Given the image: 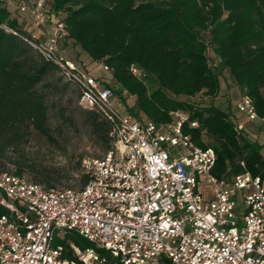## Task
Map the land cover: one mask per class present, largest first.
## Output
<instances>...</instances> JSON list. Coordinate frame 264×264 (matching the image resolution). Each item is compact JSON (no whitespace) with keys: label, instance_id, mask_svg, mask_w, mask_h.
Wrapping results in <instances>:
<instances>
[{"label":"built area","instance_id":"built-area-1","mask_svg":"<svg viewBox=\"0 0 264 264\" xmlns=\"http://www.w3.org/2000/svg\"><path fill=\"white\" fill-rule=\"evenodd\" d=\"M1 1L39 28L29 42L79 86L80 105L113 123L115 142L103 157L83 160L89 179L79 188L45 187L0 169V264H108L101 249L123 264H264V179L215 174L216 150L185 132L184 113L159 125L128 112L112 86L61 55L69 33L49 0ZM238 102L237 130L260 136L264 149V115L248 94ZM58 230L93 246L72 244L77 259L66 258L64 245L53 244Z\"/></svg>","mask_w":264,"mask_h":264},{"label":"trees","instance_id":"trees-1","mask_svg":"<svg viewBox=\"0 0 264 264\" xmlns=\"http://www.w3.org/2000/svg\"><path fill=\"white\" fill-rule=\"evenodd\" d=\"M48 6L66 23L64 43L80 47L92 62L108 65L120 85L115 91L134 97L128 112L159 125L184 113L185 132L198 145L216 150L215 174L230 178L249 171L264 179V149L256 143L260 138L237 130L239 117L230 106H200L190 100L199 94L218 96L224 76L240 87L241 95L251 96L264 115V0H49ZM16 13L0 3V169L28 173L30 180L53 187L62 170L29 159L25 144L34 132L52 138L49 98L67 85L63 78L76 86L78 97L81 91L58 62L29 42L34 37ZM80 108L106 151L113 149V123L94 108ZM191 121L199 125L190 127ZM81 179L83 186L88 174ZM66 234L59 243L66 258L77 259L72 244L83 249L93 244L82 243L78 233ZM99 251L108 264H123L110 251Z\"/></svg>","mask_w":264,"mask_h":264},{"label":"rangeland","instance_id":"rangeland-1","mask_svg":"<svg viewBox=\"0 0 264 264\" xmlns=\"http://www.w3.org/2000/svg\"><path fill=\"white\" fill-rule=\"evenodd\" d=\"M0 3L6 5L5 1H1ZM17 19L19 24L23 25L30 32L36 28L33 21L24 13H18ZM59 52L66 58L76 61L79 59L83 69L91 70L102 82L109 84L115 90H120V85L114 81L111 72L105 70L98 63L92 62L80 47L63 43V47H60ZM210 52L212 51L210 50ZM62 82L67 85L59 88L57 91L51 92L49 98L51 104L49 115L52 126V138L34 132L30 136V140L25 144V152L29 159L36 160L45 166L62 170L63 177L53 182L55 186L79 188L82 186L81 176L84 174L83 160L85 158L103 157L107 151L103 143L95 137L89 125L82 117L76 86L64 78ZM220 91V94L214 98L205 94H199L190 100L200 106L214 104L226 109L228 105L231 112L241 117L242 112L238 108V101L241 97L240 87L230 78L221 76ZM122 93H118V95L122 96L123 105L128 110V106L132 105L134 97L126 92ZM140 116L146 118L142 113H140ZM249 127H251L250 131H253L254 126L249 124ZM259 135L262 136V134ZM250 136L252 137L253 133ZM256 143L258 145L261 144L260 141ZM8 164L11 168H14L12 163ZM24 175L30 179L28 173H24ZM206 190H208V187H206ZM66 236L65 232L58 230L55 233L54 246L58 245ZM78 238L82 243L89 241L81 235Z\"/></svg>","mask_w":264,"mask_h":264},{"label":"crops","instance_id":"crops-1","mask_svg":"<svg viewBox=\"0 0 264 264\" xmlns=\"http://www.w3.org/2000/svg\"><path fill=\"white\" fill-rule=\"evenodd\" d=\"M38 30H39V28L36 26V28H35V29H33L31 32H32V33H37V32H38Z\"/></svg>","mask_w":264,"mask_h":264}]
</instances>
